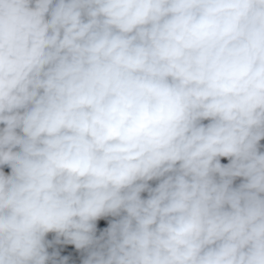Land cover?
<instances>
[{
  "label": "clouds",
  "instance_id": "1",
  "mask_svg": "<svg viewBox=\"0 0 264 264\" xmlns=\"http://www.w3.org/2000/svg\"><path fill=\"white\" fill-rule=\"evenodd\" d=\"M0 264H264V0H0Z\"/></svg>",
  "mask_w": 264,
  "mask_h": 264
}]
</instances>
